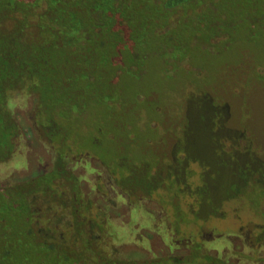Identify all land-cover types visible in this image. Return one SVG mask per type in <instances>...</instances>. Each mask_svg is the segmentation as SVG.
<instances>
[{
	"label": "rangeland",
	"instance_id": "obj_1",
	"mask_svg": "<svg viewBox=\"0 0 264 264\" xmlns=\"http://www.w3.org/2000/svg\"><path fill=\"white\" fill-rule=\"evenodd\" d=\"M236 4L227 7L228 22L218 23L209 33L197 34L186 13L179 12L177 22L164 34L159 35V27L148 35L136 63L122 66L116 79L111 71L105 73L88 93L85 105L78 104L80 108L76 101L65 99L70 103L57 109L56 127L50 124L53 117L47 112L38 116L42 123H35L31 131L36 120L34 99L23 91L13 93L10 104L26 130L11 159L0 163V183L39 176L53 164L71 161L83 192L105 204L102 208L85 198L89 201H83V209L96 215H104L103 211L112 214L108 223L102 217L104 228L99 218L88 216V224L76 222L72 215L56 222L63 230L62 238L74 249L75 259L87 252L95 254L83 245L80 232L85 228L95 243L105 241L95 244L104 254L110 251L107 238L119 244L118 264H139L137 261L151 257H169L173 235L182 244L200 245L205 240L196 233L197 221L207 230L217 226V232L264 221L256 216L261 203L264 210V185L254 181L256 169L264 181V2ZM131 11L135 33L140 34L144 21L136 7ZM208 36L214 39L209 42ZM42 53L49 62L43 64V58L39 66L49 79L60 56L52 49ZM90 152L92 155H85ZM173 164L182 165L186 172L192 170L186 185L193 196L178 195L179 189L171 181L176 170ZM105 167L116 171L117 178L106 174ZM237 179L242 181L239 188L233 184ZM73 188H78L76 181ZM68 190L65 186L64 192ZM238 190L240 197L219 205V200ZM36 193L47 202L45 209L52 206L49 215L58 211L61 217L59 212L66 208L59 199L53 200L46 191ZM189 197L194 200L191 206ZM107 198L116 203L109 205ZM206 204L210 209L204 213ZM193 209L210 215L197 217ZM68 210L72 214L71 204ZM43 213L40 222L47 229L46 211ZM6 221L29 259L51 260L55 255L44 242L53 233L36 236L33 226L14 211ZM186 235L192 239L187 240ZM214 244L221 243L216 241L210 248ZM196 252L194 264L209 262ZM90 261L114 264L92 257Z\"/></svg>",
	"mask_w": 264,
	"mask_h": 264
},
{
	"label": "trees",
	"instance_id": "obj_2",
	"mask_svg": "<svg viewBox=\"0 0 264 264\" xmlns=\"http://www.w3.org/2000/svg\"><path fill=\"white\" fill-rule=\"evenodd\" d=\"M232 2L234 1L182 0L174 4L167 0H137L135 4L134 0H0V163L11 159L12 153L22 143L26 130L10 104L14 92L23 91L34 99L36 120L30 126L31 131L37 126L35 123H42L38 116L47 112L53 117L50 124L56 127L55 119L59 117L57 109L70 103H66L65 99L76 101L78 107V104L85 105L88 93L94 90L105 73L111 71L112 79H116L122 66L136 63L142 56L139 54L147 46L148 35L154 30L156 32L159 27V35L164 34L177 22L179 12L186 13L197 34L203 30L209 33L216 29L218 23L228 22L230 11L227 7ZM235 4H243V0H236ZM134 7L144 21L140 34L135 33L134 22L130 18L133 13L131 8ZM194 13L197 16L190 17ZM207 39L211 42L214 37L208 36ZM46 49H52L60 56L55 65H52V76L49 79L45 78L39 66L44 58L42 51ZM48 62L47 58L43 59V64ZM70 91L72 95L65 96L67 93L71 94ZM65 92L67 93L64 94ZM90 154L92 155L91 152L85 155ZM70 163L53 164L51 169L39 176L19 182L0 183V264H90V257L118 264L116 254L119 252V244L111 241L110 236L106 239L111 244L110 251L104 254L102 247L99 249L96 245H102L105 241H98L96 244L94 238L88 237L90 232L83 229L80 232V237L85 241L83 245L95 254L87 252L86 256L81 255L78 259L73 257L74 249L70 247V243L62 238L63 230L56 223L59 219L66 221L72 215L76 222L88 224V217L99 218L100 227L104 228L111 214L103 211L104 215L99 216L91 213L90 209H83V201H89L85 198H90L94 205L99 204L102 208L105 204L83 192L82 181L74 173V164ZM175 166L176 170L171 174L173 187L179 189L178 195L193 196L190 194V187L186 185L192 170L186 172L182 165ZM105 168L106 174L117 178L116 171L111 172ZM74 181L77 189L73 188ZM152 184L157 189L160 187L155 181ZM65 186L69 189L67 192H64ZM37 190L50 193L53 200L59 199L60 202H57L66 208L59 212L61 217L57 216L58 211L48 214L52 206L44 208L47 202H42L41 196L35 194ZM227 198L219 200V205L222 206ZM192 200L187 201V204L191 206ZM107 201L109 205L116 203L109 198ZM175 202L176 200L173 201ZM69 204L72 205V214L68 210ZM203 209L205 213L210 207L206 204ZM12 211L24 216L35 229L36 236L53 233L44 241L55 254L51 260L32 261L25 249L19 247L14 232L6 224L7 215ZM44 211L47 229L40 222ZM202 211L192 210L194 215L199 213L200 217ZM208 215L210 213L203 217L208 218ZM102 217H106V223ZM70 227L74 226L70 224ZM137 262L147 264L146 261Z\"/></svg>",
	"mask_w": 264,
	"mask_h": 264
},
{
	"label": "flooded vegetation",
	"instance_id": "obj_3",
	"mask_svg": "<svg viewBox=\"0 0 264 264\" xmlns=\"http://www.w3.org/2000/svg\"><path fill=\"white\" fill-rule=\"evenodd\" d=\"M179 1L182 0H167V2L174 4H177ZM233 1L236 2V0ZM261 1L264 2V0ZM258 170L259 169H256L258 175L255 177V180H253L258 185L262 186L264 185V181L260 177L261 171L259 170L258 172ZM233 184L239 188L242 181L237 179V182L234 180ZM239 191L240 190L228 196L227 200L237 196L240 197L242 193ZM263 198L264 196L261 197V201ZM258 209L260 210L258 211L256 209L258 211L256 216L260 215V217L264 218L262 203ZM198 215L200 216L199 213L197 214V217H199ZM224 216L225 215H222V217ZM254 223L255 224L249 226L241 225L235 227L234 225L225 232H217L219 231L217 226H213L211 229L207 230L197 221V226L195 227L197 230L196 233L205 240L204 242H201L200 245L198 243H193L194 245H189L188 243L182 244V242L175 239V235L171 233L174 236V245H169L170 256L165 257L164 255H161V257L158 258L151 257L148 258L146 262L147 264H162L163 261L168 262L164 264H194L195 261L192 259V255L196 249L197 256L207 258L209 261L207 264H250L252 260L254 264H264V221ZM186 236L188 237L187 240L192 239L190 235ZM142 239L146 238L142 237ZM216 241L221 244H214V246L210 248L209 245L212 246ZM162 242L165 241L162 239Z\"/></svg>",
	"mask_w": 264,
	"mask_h": 264
}]
</instances>
